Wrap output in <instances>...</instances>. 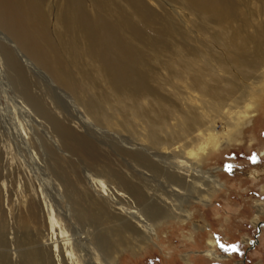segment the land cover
I'll return each instance as SVG.
<instances>
[{"label":"rangeland","instance_id":"obj_1","mask_svg":"<svg viewBox=\"0 0 264 264\" xmlns=\"http://www.w3.org/2000/svg\"><path fill=\"white\" fill-rule=\"evenodd\" d=\"M77 1H83L81 9L90 17L113 25L121 20L127 27L117 38L120 44L109 46L102 57L82 38L72 43L62 27L66 0L39 1L37 31L44 34L41 40L51 58L60 61L56 69L64 68L59 72L65 73V82L0 31V62L13 55L37 103V114H31L37 123L29 125L25 145L18 146L12 131L20 119L27 121L17 103L22 97L17 94L19 78L0 65V104L6 118L0 120V230L5 228L8 239L0 242V253H12L19 240L22 251L33 247L41 254L38 264H54L50 247H45L55 239L47 212L51 204L70 235L74 224L88 234L87 264L98 257V264H111L113 256L107 253L119 238L109 228L116 222L93 224L79 218L91 205L105 208L95 188L101 175L113 187L120 181L138 189L141 208L168 211L151 233H122L113 264H264V225L256 237L264 223V0H220L231 7L220 16L197 0H98L100 7L94 0ZM36 13L34 8L31 15ZM122 54L132 79L117 91L107 58L117 60ZM247 55L260 56L259 63L244 68L228 62ZM202 83L208 95L202 94ZM178 114L190 117L185 134L176 128L173 117ZM146 122L145 128L151 131L148 127L154 125L163 139L177 138L174 148L207 146L187 163L203 177L190 182L186 196L169 194L165 168L175 161L160 158L162 150L143 141L140 125ZM148 164L156 170H147ZM210 187L211 195L203 200L198 192ZM221 244L237 250L224 251ZM213 249L223 258L204 255Z\"/></svg>","mask_w":264,"mask_h":264},{"label":"bare ground","instance_id":"obj_2","mask_svg":"<svg viewBox=\"0 0 264 264\" xmlns=\"http://www.w3.org/2000/svg\"><path fill=\"white\" fill-rule=\"evenodd\" d=\"M39 1L41 2V0H0V31L5 32L7 35L8 34L11 35V37L17 42L18 46H20V48L23 49V51L26 52L31 59L42 65L56 80L60 82H65V73L59 72V71L65 72L64 68L59 66L58 70L56 69L55 63L58 64L60 63V61L52 57L54 60H56L54 61L51 58L50 53L48 52L46 46L42 43L41 40L44 34L40 31H37L36 17L38 16L40 21H42V16L39 13ZM197 1L201 3L204 7L212 8L214 10V14L217 16L226 14L224 13V11L225 10L227 11V8L229 9V13L231 10V7L229 5L222 6L220 0H197ZM81 3H83V1ZM81 3L77 0H66L65 8L62 13L64 20L62 22V27H64V30L67 32V34L69 33L70 36L73 37L72 39L73 44H76V42L79 39L81 40L82 38L85 40L89 48L97 52H100V55L102 57H105L108 52L109 46L120 44L117 38L120 35L123 27H127V25L121 23V20L118 21L116 20L117 25H113L112 23H109L104 19L98 18L96 15L95 17H90L87 11L84 10L82 11ZM94 3L98 7H100V2L98 0H94ZM34 8H37V13L31 15ZM0 49L1 50L4 49L3 45H1ZM240 55L241 54H239V57ZM248 57H249L248 59H246L247 57H244L242 59L237 57L235 58L233 56L231 58L232 62L231 61L228 62L232 64H236V66L238 64V66L244 68H253L259 63L260 56L257 55L255 57H250V56ZM107 59L110 61L109 62L110 67L108 68L110 71L111 81L113 83H116L117 91L121 90L122 88L121 84H123V88L131 85L130 80L132 79L131 77L132 72L126 71L124 69L125 65L128 62L127 55L122 54V56L117 58V60L114 57ZM227 64L229 65V63ZM0 65H3L5 68L8 67L9 69L16 71L18 75V77L16 76V78H19V80L16 78L15 79L19 81V83L21 84L18 85L19 90L17 94L19 96H22L23 98L22 97H18V98L16 97V98L18 99L17 103L19 105V109H21L22 112L21 115L22 116L24 115V117L27 118V121H25L24 119H20L18 124H16L15 131H12V135H14L13 136L14 138L15 137L17 138L16 145L18 146L25 145L26 138L24 134L27 136L30 126L32 127V124L34 122L37 123V121L33 119V116H31V114L34 112H35L34 114H37V103L36 100L32 98L31 93L23 77V73L22 71H20L21 68L17 66V62L15 61L13 55L12 54L6 55L5 59H3V63L0 62ZM226 73H228V71ZM122 77H124L126 80L121 81ZM16 80H14V82ZM199 83H197V86L199 85ZM201 86L199 87L203 88L202 94L208 95L209 89L207 90V86L205 87V84L203 83ZM21 87L22 89L20 90ZM20 98L22 102L19 101ZM173 118L177 122L176 128L181 129L183 134L187 133L190 128V125L188 124L190 117L182 114H178L176 117ZM5 119L6 118L4 115L3 104H0V120H5ZM140 121L143 122L144 120L140 119ZM147 124L148 123L146 122L140 125L141 128H143L144 130V134L141 135L143 137V141L149 143L152 142L154 143L153 145L157 146L156 148L158 150H162L163 152L162 155L157 154L160 158L165 159L167 157H171L175 161V163L171 164L172 166L168 165L165 168L166 174H164L165 176L164 179H166L169 183V186L167 184V186L169 187V191H168L169 194L176 195L181 198L186 196V193L188 192L192 184V183L190 184V182L197 179V176L203 177L200 171L193 169V164L191 165L192 166L191 167L190 164L187 163L189 162V159L190 160L195 158L198 159L199 154L204 153L207 146L205 145L202 146L201 144L198 150H194L193 148L189 149L188 147L190 146L187 145L178 146L174 148L177 145L176 143L178 141L177 138L163 139L154 130V125H150L148 127L150 128L152 126L153 130L151 131H149V129L147 130L145 128ZM162 126L165 127L166 130L168 131L170 130V127L168 126L167 122H165ZM160 129H161V133L167 134L166 132L163 131L162 128ZM9 146L10 145H8V147ZM82 152L83 154H86L83 148L80 149V153ZM87 153L89 154V152ZM2 158L3 157H1V153H0V167H2V163H1ZM145 168L150 172L156 170V167L153 164H148L145 166ZM102 177L101 175H98V177H96L95 188L100 190L98 194L104 201L103 207L105 208L98 209V208H94L91 205L89 206V208H87V210L80 213L79 218H86L88 220L90 219L93 221V222L90 221L93 224H96L97 222L100 221H104V222L106 221V223L107 222L113 223V221L116 222L114 223V226L109 228V230L113 236L118 237L119 239L116 241L117 245L115 246V248L112 251L110 249L107 253L108 255L111 254V256H113L111 259L112 262L111 264H113L116 261V257L120 252L119 247L122 245V241H120L121 240L120 235L122 233L130 231V232H134L137 235L139 234L140 236L151 233L153 232L154 224L159 222L161 219L165 218L168 211L160 210L153 206L141 208L140 200L142 195L140 194L138 189L133 188L130 185H126L125 183H122L120 181H118L117 185L113 187L112 185L115 184L112 185L109 184L110 182L107 181L106 179H103ZM1 178H2V173L0 172V179ZM208 180H210V182H213L212 178H209ZM212 190L213 189L210 187V189L205 193L202 191H199L198 193L200 197L203 200H205L207 197L211 195ZM153 196L155 195L153 194ZM116 206H120V209H117ZM168 208H170L171 210L172 208L173 209L176 208V210L181 211L182 207L179 208V206L175 207L174 205H171ZM108 210L111 212L112 216H109L107 212ZM47 212L49 216L51 230L53 235L55 236V239H53L54 240L53 242L51 240L52 242L51 244H48V241H46L45 247L47 249H49L50 247L51 253L50 252L49 253L50 255H52L53 263L54 264H87V262L84 259V256L88 255V250L86 248V243L88 241V234H86L87 236H84L85 234L82 235L83 233L79 232L77 227H74L76 226L74 224L72 227L75 230L74 231L75 234L70 235L66 231V229L60 225L61 223L57 218L58 214L51 204H47ZM58 213L59 215H61L60 212ZM121 220L122 222L124 220L126 224L123 225L117 223L120 222ZM57 227H59V231L56 230ZM4 233H5V228L0 230V242L2 245L4 243L3 241L6 240L8 241V239L5 240L7 234L5 235ZM260 234H261V229L260 232L258 230V235L256 236L258 239ZM17 241L18 242H16V249L9 250L12 251V253L8 251L4 254L0 253V264H38V262L41 261V254L38 256L36 248L30 247L31 250L29 252H24L25 250L22 251L20 248L22 244H20L19 240ZM210 243L212 244L211 247L213 248L214 247L213 243L212 242ZM254 243H257V241L256 242L254 241ZM5 245L7 246V243ZM7 247L9 248V246ZM7 247H5L4 249H6ZM45 247L44 249H46ZM204 255L209 259L223 258L216 254L215 249L206 251ZM99 260L100 258L98 257L97 262ZM97 262L95 264H98Z\"/></svg>","mask_w":264,"mask_h":264},{"label":"snow or ice","instance_id":"obj_3","mask_svg":"<svg viewBox=\"0 0 264 264\" xmlns=\"http://www.w3.org/2000/svg\"><path fill=\"white\" fill-rule=\"evenodd\" d=\"M220 247L224 250V251H236L237 248L235 246L231 247V248H228V247H225V245L221 244Z\"/></svg>","mask_w":264,"mask_h":264},{"label":"water","instance_id":"obj_4","mask_svg":"<svg viewBox=\"0 0 264 264\" xmlns=\"http://www.w3.org/2000/svg\"><path fill=\"white\" fill-rule=\"evenodd\" d=\"M264 225V223H262L261 225H259V228H258V230H259V232H260V229H261V227Z\"/></svg>","mask_w":264,"mask_h":264}]
</instances>
